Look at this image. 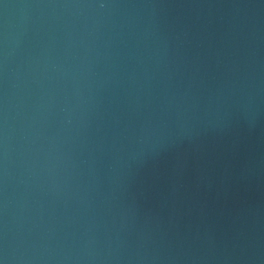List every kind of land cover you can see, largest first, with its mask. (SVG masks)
<instances>
[{"label":"water","instance_id":"water-1","mask_svg":"<svg viewBox=\"0 0 264 264\" xmlns=\"http://www.w3.org/2000/svg\"><path fill=\"white\" fill-rule=\"evenodd\" d=\"M0 264H264V0H0Z\"/></svg>","mask_w":264,"mask_h":264}]
</instances>
